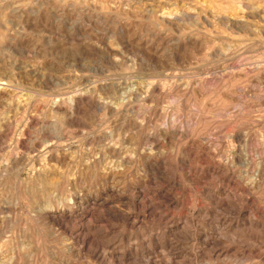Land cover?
<instances>
[{
	"label": "rangeland",
	"instance_id": "obj_1",
	"mask_svg": "<svg viewBox=\"0 0 264 264\" xmlns=\"http://www.w3.org/2000/svg\"><path fill=\"white\" fill-rule=\"evenodd\" d=\"M0 264H264V0H0Z\"/></svg>",
	"mask_w": 264,
	"mask_h": 264
}]
</instances>
